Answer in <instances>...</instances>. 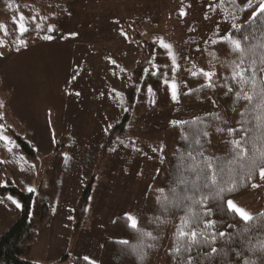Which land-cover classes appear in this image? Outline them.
Segmentation results:
<instances>
[{
    "label": "rangeland",
    "instance_id": "1",
    "mask_svg": "<svg viewBox=\"0 0 264 264\" xmlns=\"http://www.w3.org/2000/svg\"><path fill=\"white\" fill-rule=\"evenodd\" d=\"M210 5L216 6L215 11ZM20 16L16 15L17 22ZM35 17V21L44 19ZM233 19L220 0H68L60 17L45 25L44 35H52L51 40L10 51L13 42L1 33L0 134L10 142L0 141V161H4L0 189L16 185L23 192L28 187L36 192L46 173L55 182L51 215L31 245L35 264H72L85 257L98 264L105 225L126 213L138 218L161 163L163 130L172 121L216 111L208 100L183 105L180 97L189 92L185 80L192 73L216 71L219 63L212 41L218 40V32L221 36L229 32ZM49 25L54 32L48 33ZM160 38L172 45L179 65L177 101L169 94L165 109H156L153 101L141 107L138 102L131 107L123 104L136 65L142 60L149 63L143 46L159 47ZM159 48L172 66L167 50ZM172 76L171 71L167 79ZM123 112L129 116L125 129L120 135H108ZM13 122L26 132L33 157L20 149ZM87 184L91 190L78 221L74 210ZM258 185L232 199L252 215L264 204V180ZM9 196L8 191L0 194V235L20 209Z\"/></svg>",
    "mask_w": 264,
    "mask_h": 264
},
{
    "label": "trees",
    "instance_id": "2",
    "mask_svg": "<svg viewBox=\"0 0 264 264\" xmlns=\"http://www.w3.org/2000/svg\"><path fill=\"white\" fill-rule=\"evenodd\" d=\"M67 1L0 0V35L5 32L8 41L13 42L10 51H21L27 46L40 43L45 33V25L60 17V12ZM222 5L229 14L234 16L233 20L236 25L235 28L232 27L229 30L228 34L240 39L247 37V44L258 48L264 42V13L258 14L255 19L250 20V18L259 7V0H251V4L249 0H223ZM17 14L25 17L29 28L23 36L16 30ZM8 15H12L15 18L14 21L6 20ZM35 15L44 16L43 21H35L37 19ZM31 16L34 17L31 18ZM3 21L6 22L3 23ZM20 39L26 41L27 46L17 50ZM212 46L215 48L219 63L216 67L215 78L212 80L213 86H205L208 82L203 76L187 77L185 83L189 92L180 97V103L194 104L198 99L208 100L216 111L183 121L184 123L179 126L170 125L163 130L161 163L153 182L146 191L144 203L137 218L138 229L133 230L127 227L124 216H119L106 224L102 232L104 243L98 264H180L181 259L186 260L188 252L177 255L173 249L176 247L175 233L179 218L185 214V206L189 203L184 197L187 195L198 198L192 184L196 180V174L187 170L189 165L198 164L205 157H209L217 160L219 165L225 168V173L229 167H235L237 171L233 172L232 176L240 182L241 186L237 191L227 194L225 199H233L252 192L255 188L251 187V183H259L258 172L254 173L252 181L249 182L238 174V165L229 166L226 163L232 156L227 141L233 138L228 135L227 129L240 128L241 124L238 122L248 119V116L242 118L240 114L242 112L249 114L251 106L239 94L241 84L231 79V65L234 60L238 59L237 54L230 51L226 42L213 43ZM0 52L2 53L1 47ZM256 54L259 56V51ZM146 55H149V63H143L142 60L136 65L132 76L133 82L125 89L122 96L123 104L127 102L131 107L138 102V106L141 107L144 103L153 101L156 109H165L170 103V97L162 81L170 75L172 66L163 51L156 45L143 46V56ZM149 86L153 89L151 95L147 91ZM7 113L6 111V119L10 120ZM128 118V113L123 112L108 135H120L125 129ZM13 124V128L18 131L16 142L20 145V149L27 157H33L34 152L27 141L26 132L19 125L14 122ZM251 126V124L245 125V127ZM218 128L223 131H217ZM194 129L200 133L199 144L191 139L185 141L182 138V134L190 135ZM239 135V133L236 134L235 138H239ZM257 144L259 145V142ZM189 152L193 154L195 160L188 157ZM200 153H203V156L199 155ZM54 166H56L54 169L56 171L55 163ZM53 178L46 173L36 192H23L16 185L8 189H0V194L8 191L9 195L16 197L21 204L14 223L0 235V264H35L30 257L31 245L35 240L36 231L42 227L52 212L55 196ZM180 180L186 183L180 184ZM90 187V184L86 185L75 207L74 211L78 216L75 219L78 221L87 205ZM161 188L164 189V195L169 197L171 203L158 202L157 196L160 193L157 189ZM200 191L206 192L207 189L200 184ZM262 193L264 197V186ZM209 207L213 209V213L207 219L215 220L216 224L208 232H223L227 235L223 238L217 237L216 242L211 245L204 243L193 245L190 252L193 264H264V250H261L264 247V224L253 221L246 230L241 231L245 228L243 222L234 213L226 212L223 204L218 205L213 202ZM261 212H264V204L259 213ZM140 231L151 235L141 238ZM119 241H128V243L125 245ZM212 247L219 251L211 253ZM72 264L91 263L77 258Z\"/></svg>",
    "mask_w": 264,
    "mask_h": 264
},
{
    "label": "snow or ice",
    "instance_id": "3",
    "mask_svg": "<svg viewBox=\"0 0 264 264\" xmlns=\"http://www.w3.org/2000/svg\"><path fill=\"white\" fill-rule=\"evenodd\" d=\"M222 2L223 0H221V3ZM249 4H251V0H249ZM210 7L213 8V11H215V5H210ZM262 13H264V0H259V7L252 13L250 20L255 19L258 14ZM180 15L185 16L186 12L181 10ZM207 18L208 17L206 15L205 19ZM16 25V30L21 36L29 31L27 21L23 15L19 17V21L16 22ZM37 27H39V25H37ZM232 27L235 28L236 25L233 24ZM54 31V26L49 25L48 33H52ZM121 34L127 38L126 33L122 32ZM69 35L75 36L77 34L70 33ZM217 35L218 40H213L212 42L214 44L219 42L228 43L230 51L236 53L238 56V59L234 60L231 65V79L241 84L242 87L239 94L242 95L251 106L249 114L243 112L240 114L242 118L248 116V119H242L238 122L241 124L240 128L227 129L228 135L233 138L227 141L229 144V151L232 153V156L231 159L226 161V163L229 166L238 165V174L245 177L249 182L252 181L254 173L257 172L259 174V178L264 180V42H262L258 48H254L247 44V37L240 39L228 33L221 36L219 35V32ZM42 38L48 41L53 37L52 35L46 34ZM153 43L156 44L157 42L154 40ZM26 46V41L20 39L17 44V50ZM158 46L167 50V55L172 63V79L169 80L164 78L162 82L167 88L171 99L175 102L179 96V85L175 78V73L179 67L176 55L172 50V45L170 43H166L163 38L159 39ZM0 47H2V45H0ZM257 51L260 53L259 56L256 54ZM2 55L3 53H0V56ZM111 62L115 63V61ZM245 64H247V67H245ZM145 71H147V69H145ZM192 75L203 76L208 82L205 86H213L212 78L215 76V72L201 69L199 72L192 73ZM73 79H75V76ZM245 88L248 90L245 91ZM230 90L231 89H229V91ZM147 91L149 95H151L153 93L152 87L149 86ZM76 95H79V93H76ZM117 95H119V93ZM2 106L3 105L0 104V107ZM170 123L174 126H179L184 122L172 121ZM246 124H251L252 126L245 127ZM109 127H111V125H109ZM217 131H223V129L218 128ZM238 133L240 134L239 138H235ZM199 135V131L194 129L190 135L186 136L182 134V138L185 141L191 139L194 143L199 144ZM203 135H207V133H203ZM0 141L5 143L10 142L9 137L2 134H0ZM257 142H259V145ZM121 143H123V141H121ZM133 147L135 151H139L138 148H135L134 144ZM152 150L154 152L158 151L156 148H153ZM159 151H162V149ZM187 155L189 158L195 160V157H193L191 152L187 153ZM199 155L203 156V153H200ZM3 162L4 161H0V163ZM187 170L196 174V180L193 181L192 184L196 189L198 198L196 196L187 195L184 197V199L189 201V203L185 206V214L179 218V223L175 233L176 247L173 251L177 255H181L183 252H188L189 255L186 260L181 259L180 264H193V258L190 255L193 245L198 243L211 245L216 242L217 237L223 238L227 235L223 232H208V230L213 229L216 224L215 220L207 219V217L211 216L213 213V209L209 207V205L213 202H216L218 205L223 204L226 212L234 213V215L243 222L245 228L241 229V231L246 230V228L253 221H259L264 224V212L253 216L246 209L238 206L232 199H225L227 194L237 191L238 187L241 186L240 182L232 176V173L237 171L235 167H229L227 173H225V168L220 166L217 160L205 157L198 164L193 163L189 165ZM225 176H227V178H225ZM179 183L184 184L186 181L180 180ZM200 184L203 185V188L207 189L206 192L200 191ZM251 187L256 188L259 187V185L251 183ZM27 191L33 192L35 189L28 187ZM157 192L160 193V195L157 196L158 202H161L162 204L165 202H172L168 196L164 195L163 188L157 189ZM7 199L10 200L16 208L21 207V204L13 197L9 196ZM165 206L167 205L165 204ZM69 219H71V217H69ZM124 219L127 227L133 230L138 229V220L131 213H126ZM229 227H233V225H229ZM150 235V233H145L143 231L139 232V236L141 238ZM119 243L126 245L128 241H119ZM261 250H264V247H262ZM218 251L219 250L215 247L211 248V253L213 254ZM90 259L91 258L89 257H85L86 261H90Z\"/></svg>",
    "mask_w": 264,
    "mask_h": 264
}]
</instances>
